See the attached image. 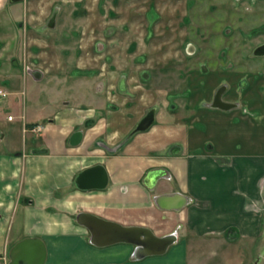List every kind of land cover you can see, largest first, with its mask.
Here are the masks:
<instances>
[{
    "label": "crops",
    "instance_id": "0c3cea01",
    "mask_svg": "<svg viewBox=\"0 0 264 264\" xmlns=\"http://www.w3.org/2000/svg\"><path fill=\"white\" fill-rule=\"evenodd\" d=\"M41 1L19 2L27 14ZM6 3L0 0V10ZM100 22L93 16L94 28ZM94 28H83L81 35ZM87 40L81 38L78 46L85 58L91 52ZM94 48L107 49L101 42ZM149 48V53L163 54L162 46ZM51 49L45 50L56 53ZM144 50L147 46L138 54ZM90 60L77 61L69 72L66 64L48 57L27 64L25 72L35 81L61 87L87 71L93 76L75 85L92 84L95 106L69 91L64 99L46 96L35 106L38 110L23 107L18 125L9 114L0 120V264H9L11 248L26 238L43 243V264H264V152H224L211 143L203 147L193 137L197 117L185 121L164 104L169 94L158 84L146 87L126 66L118 75L115 59ZM0 88L6 92L0 98L13 96V89ZM151 106H156L154 124L133 133L134 120ZM209 111L228 120L235 117L230 111ZM30 124L33 129L27 131ZM97 165L105 169V186L86 187L89 181L76 186L77 175ZM154 169L166 170V176L154 182L149 175ZM174 193L187 197L181 209L164 210L154 203L155 196ZM84 212L124 226H145L157 236L173 233L176 241L162 254L143 257L126 242L96 246L77 222Z\"/></svg>",
    "mask_w": 264,
    "mask_h": 264
},
{
    "label": "rangeland",
    "instance_id": "374dc122",
    "mask_svg": "<svg viewBox=\"0 0 264 264\" xmlns=\"http://www.w3.org/2000/svg\"><path fill=\"white\" fill-rule=\"evenodd\" d=\"M124 2L43 0L24 14L21 2L7 0L0 10V86L13 89L14 94L0 98V120L10 114L18 125L23 107L29 112L46 96L64 99L69 91L83 94L95 106L97 93L92 84L75 85L81 78L93 76L87 71L55 87L45 79L33 80L25 72L27 64L34 66L49 57L66 64L70 72L77 61L86 58L90 62L115 59L118 75L125 73L122 68L126 66L146 87L158 84V89L168 92L164 104L172 103L169 108H175L185 121L197 117L193 137L203 147L211 143L224 152L263 153L264 55H254L253 49L264 44V0ZM52 12H56V24L51 28L47 20ZM93 16L101 20L95 28ZM132 25L139 27L137 31L131 30ZM108 27L114 33H109ZM83 28L95 31L81 35ZM86 37L91 52L85 58L78 46ZM97 42L107 47L105 52L94 51ZM46 46L56 53H49ZM144 46L147 51L138 54ZM151 46L160 50L162 46L163 54L149 53ZM11 72L16 76L14 81ZM221 84L226 85L223 98L237 102L236 107L222 110L230 111L234 119L209 111L212 95ZM34 95L40 99L37 103L32 100ZM222 114L226 117L227 113ZM134 122L135 126L138 120ZM262 249L264 253V245Z\"/></svg>",
    "mask_w": 264,
    "mask_h": 264
},
{
    "label": "water",
    "instance_id": "95a60500",
    "mask_svg": "<svg viewBox=\"0 0 264 264\" xmlns=\"http://www.w3.org/2000/svg\"><path fill=\"white\" fill-rule=\"evenodd\" d=\"M19 2L22 0H9ZM55 15H53L54 17ZM54 20V18H53ZM53 27L54 23L48 24ZM211 107L228 110L233 107L230 102H225L220 95L213 99ZM155 118V108H150L137 122L134 132L148 129ZM163 170V171H162ZM164 172V173H162ZM150 176L156 182L158 178L166 176V170L154 169L150 171ZM107 175L101 165L93 166L82 170L75 178L78 187H84L86 181L90 185L86 187L103 188L106 184ZM88 183V182H87ZM154 184L148 187H153ZM188 200L182 194H162L154 198L157 207L164 210H179L187 204ZM77 222L85 226L90 232V241L96 246H105L113 243L126 242L135 247L134 253L137 257L146 255L162 254L175 241L174 234L157 236L153 231L145 226H124L119 223L105 220L91 213H79ZM139 255V256H138ZM9 264H43L45 259V247L41 240L26 238L16 243L9 252Z\"/></svg>",
    "mask_w": 264,
    "mask_h": 264
},
{
    "label": "flooded vegetation",
    "instance_id": "af4514ba",
    "mask_svg": "<svg viewBox=\"0 0 264 264\" xmlns=\"http://www.w3.org/2000/svg\"><path fill=\"white\" fill-rule=\"evenodd\" d=\"M53 15H55V12H52V16H50V18L47 20V23L48 24H51V23H54V20H55V16L53 17ZM53 18H54V20H53ZM253 53H254V55L256 54V55H259V56H262V55H264V44H262V45H260V46H257L256 48H254L253 49ZM225 90H226V85H224V84H221V86H219V88L218 89H216L215 90V92L213 93V95H212V101H211V103L210 104H212V102H213V99H214V97L216 96V95H220V97H221V99L223 100V101H225V102H229V101H227L226 99H224L223 98V95H224V93H225ZM169 100H171V99H169ZM167 101V100H166ZM167 104H169L168 105V107H170L171 105H172V103H169V102H167ZM230 104H232L233 105V107H236L237 106V102H230ZM233 107H231V108H233ZM150 108H155V112H156V106H151V107H149L148 109H147V111L150 109ZM212 108H214V107H212ZM229 110V109H228ZM146 111V112H147ZM145 112V113H146ZM144 113V114H145ZM143 114V115H144ZM142 115V116H143ZM8 116H11V118L10 119H12L13 118V116L12 115H8ZM8 116H7V118H8ZM141 116V117H142ZM139 121V120H138ZM154 122H155V118H154V121H153V123H152V125L154 124ZM137 124V123H136ZM151 125V126H152ZM136 126V125H135ZM134 126V127H135ZM150 126V127H151ZM33 129V127H32V124H30L29 125V127H28V129H27V131H31ZM134 129V128H133ZM147 130V129H146ZM3 137H4V135L2 134V133H0V139H3ZM156 197V196H155ZM154 197V198H155ZM173 234V233H172ZM175 241H176V238H175ZM137 256V255H136ZM139 256V255H138Z\"/></svg>",
    "mask_w": 264,
    "mask_h": 264
},
{
    "label": "built area",
    "instance_id": "2783aa9c",
    "mask_svg": "<svg viewBox=\"0 0 264 264\" xmlns=\"http://www.w3.org/2000/svg\"><path fill=\"white\" fill-rule=\"evenodd\" d=\"M5 95H6V92L0 88V96H5ZM10 118H11V116H8V119H10Z\"/></svg>",
    "mask_w": 264,
    "mask_h": 264
}]
</instances>
